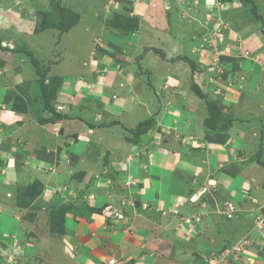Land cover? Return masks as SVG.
Instances as JSON below:
<instances>
[{"label": "crops", "instance_id": "0c3cea01", "mask_svg": "<svg viewBox=\"0 0 264 264\" xmlns=\"http://www.w3.org/2000/svg\"><path fill=\"white\" fill-rule=\"evenodd\" d=\"M50 1L0 0V264H209L252 232L255 218L248 223V215L264 207L255 206L259 198L236 165L239 128L259 121H242L236 110L259 116L264 108V54L254 63L242 56L236 68L228 52L236 50L230 43L244 49L259 32L252 25L245 29L254 36L239 33L228 16L239 9L237 0L220 9L210 2L216 15L195 0H119L138 29L120 45L93 39L96 51L79 65L82 72L55 73L66 59L60 43L50 59L40 52L49 27L41 8ZM66 1L68 12L84 18L95 0ZM179 1L188 8L183 18ZM215 16L228 31L221 24L209 29ZM254 23L264 28V17ZM27 52L51 68L46 89L64 118H55L40 89L33 97L40 77ZM216 99L228 103L210 121L208 103ZM22 103L27 109L19 112ZM229 110L238 117L226 121ZM147 120L151 127L138 133ZM240 177L246 186L236 184ZM225 200L240 209L232 219L223 215ZM37 202L45 210L71 207L62 229L42 233L49 220H33ZM193 213L200 223L179 229ZM256 235L251 250L230 264H264V240ZM158 240L170 253L156 251ZM53 252L63 259L53 260Z\"/></svg>", "mask_w": 264, "mask_h": 264}, {"label": "rangeland", "instance_id": "374dc122", "mask_svg": "<svg viewBox=\"0 0 264 264\" xmlns=\"http://www.w3.org/2000/svg\"><path fill=\"white\" fill-rule=\"evenodd\" d=\"M69 1V0H68ZM197 2V5H200L203 8L206 9H211L209 10V14H215L216 15V11H214L213 4H210V0H195ZM214 0H211V2H213ZM236 0H217V6L219 9L223 8V4H225L226 6L228 5L229 8L234 7V4ZM254 1V3L258 6H260V10L258 9V13H260V15L262 17H264V0H252ZM64 2V4H63ZM119 0H103L102 3H100L98 0L92 1L91 5L89 7V13H85L84 14V18L83 17H78L77 15H75L72 12H68L69 7H70V3L68 4L66 0H51L50 4H47L44 8V10L41 8V12L43 14V18L44 21L46 23L47 26L45 29L48 31L47 34L43 37V41L41 43V54L42 56H44L45 54V58L46 56L51 57V54H53V48L54 46H56L57 43H60L58 49L61 48L60 52L61 54H65L66 55V59L64 61V63L62 64V66L60 68H57L55 70V73L57 72H63L64 74H68L69 72H79L81 71L79 65L81 66V64L83 62L85 63H90V59L92 58V55L95 53L96 48H95V44L92 42V40L94 39L95 41L102 38V40L106 39V37L110 40V42H112V40H114L118 45H120L121 41L120 39L123 38L124 35L128 34V31L130 30V26H133L134 23L137 21L136 19L132 18L130 16L131 12L127 11V10H123L124 8H120L122 7L121 5H119ZM209 2V3H208ZM257 2L259 4H257ZM179 3H181V1H179ZM214 3V2H213ZM237 3H239L237 6V8H239L236 12H231L230 14H228V16L234 18L233 22L236 25V28L240 31L239 33L243 36H254L252 35V30L256 28V31H258V37L257 38H249L244 40V49L240 48L241 47V43L240 42H235L234 43H230V47L233 46L234 49H236L235 51L229 50L228 48V52L231 53L234 56V63H235V67H239L240 62L242 60V56L246 57V60L248 59V61L250 63H254V60L260 61L259 57L264 54V28H258L259 30H257V26L255 25L254 21H256L257 19H255L254 17H256L254 15V10L252 9V6L250 4L244 5L241 0H237ZM182 4V3H181ZM68 5V6H67ZM222 5V6H221ZM67 6V7H66ZM258 6V8H259ZM97 7V8H96ZM182 8L181 10V15L182 18L184 16H187V12H188V8H185L184 3L181 5ZM212 7V8H210ZM59 8H65L64 13H61L59 11ZM96 8V10L92 13L91 11L94 10ZM191 8V7H190ZM213 9V10H212ZM216 10V9H215ZM127 11V12H126ZM211 11V12H210ZM66 12V14H65ZM61 14L66 15V18H62ZM75 16H77L75 18ZM83 16V15H82ZM237 16H240L237 19ZM63 20H62V19ZM214 20H216V23H213L211 25V27L209 28L210 30L212 29V26L214 27L215 30L219 29V24H221V26L224 29H227V24L221 20V17L219 16H215L213 17ZM218 19L220 21H218ZM48 21V22H46ZM64 23V26H66V28L68 29L70 27L71 31H69V33H65L61 36H59L60 34V30L56 29V25H58L60 22ZM228 23V22H227ZM255 26L253 29H245V28H250L251 26ZM123 26V27H120ZM56 27V28H55ZM116 27H119L118 29ZM221 27V28H222ZM121 28V29H120ZM69 30V29H68ZM231 30V29H230ZM228 31V29H227ZM230 32V31H229ZM61 33H63L61 31ZM245 33V34H243ZM59 34V35H58ZM231 37L235 36L234 32L232 34H230ZM229 35V36H230ZM38 36V35H37ZM117 38H114V37ZM92 38V39H91ZM107 39V41H108ZM61 41V42H60ZM72 41H74L72 43ZM113 41V42H114ZM104 42V41H103ZM105 43V42H104ZM255 44V48L258 49V51L261 52H255V48L252 44ZM39 45V43H38ZM239 47V48H237ZM67 49V50H66ZM67 51V52H65ZM56 51H55V56H56ZM261 53V54H260ZM213 54H216V51L213 52ZM41 58H43L42 60H46L44 57H42L40 54H38ZM264 58V56L262 57ZM233 61V59L229 60V62ZM212 62L214 63H222V61L220 59L216 60H212ZM223 64H227V61H223ZM263 68L260 69L261 72L264 71V63H262ZM83 68V66H82ZM68 72V73H67ZM82 72V71H81ZM62 73V74H63ZM221 76L224 77L227 75V71L225 69L222 70ZM243 77L241 80L244 81L246 80V78ZM256 78V77H255ZM36 85L33 84L32 86V90H35ZM39 89L41 90V88H39V86H37V93L35 91H32V95L33 97H36V94H40ZM116 97V96H115ZM262 99H260V101H262L264 99V93L262 94ZM218 102V104H215L218 108H222L223 105H227L228 102H224L221 100H217L215 101V103ZM224 102V103H222ZM242 108V107H241ZM240 109H237L236 111L239 110L240 112V117L242 119V121H250L252 118L257 117L259 119V121L253 125H245V126H241L237 132V136H238V142H239V149L241 151V154L239 156V160L236 164L239 168V174L243 177H246V179H248V181H250L252 184V189H253V193L259 198V203H257L255 206H261L264 205V108H262L259 116H256V113H252V115L250 113L247 114V116L243 113L244 111ZM223 109V108H222ZM235 111L234 113H231L232 111H225V118L226 121L228 119H235L236 117L234 115L237 116L238 112ZM234 112V110H233ZM50 113V112H49ZM223 113V112H222ZM144 114V112H143ZM219 116V115H218ZM238 117V116H237ZM148 117H141V120L143 119H147ZM245 119V120H243ZM41 120L43 121L44 119L41 118ZM221 121V120H220ZM242 174H241V173ZM234 178H236L234 176ZM245 178H238L236 184L240 185V186H244L245 185ZM212 184H214L213 182H211ZM247 184V183H246ZM246 186V185H245ZM247 188V187H244ZM225 202H228L225 200ZM83 204L86 205V203L81 202ZM245 205L247 206H251L248 202L244 201ZM241 204V208H245V205ZM74 202L71 204L73 205ZM227 204V203H226ZM25 205V202H23V206ZM46 204H44V202H37V203H33L32 206L33 208V214L36 215L35 217H33V220L37 223L40 222V220H42L44 217L49 220V224L47 227H44L43 229V234L44 231H48V232H53L56 233V231L60 230L57 228H54L53 225H51L52 223H50L51 217L55 214H57V209L60 208V205H54V206H50L48 209H43ZM84 205V206H85ZM30 204H26V207H30ZM86 207V206H85ZM103 207V206H102ZM239 209V208H238ZM93 212L96 213H103L107 210V207L105 208H93L92 209ZM66 211L68 212H72V209L70 210V208H68ZM67 212V213H68ZM238 213H240V209L238 211ZM259 213V212H258ZM195 218V223H200V221H198V215L197 213H193L192 214ZM202 215V214H201ZM249 218H248V223H251L252 220L255 218V214H251L249 213ZM254 216V217H253ZM239 223V221H236L234 226H236V224ZM57 231V232H58ZM247 236H251V234H248ZM257 236V235H256ZM156 247L158 246L160 249H156V251H159L162 253L163 256L167 255L168 253H170V246L169 243H165L166 246H164L163 244H159V240L158 242H155ZM57 250V248H56ZM164 250V252H163ZM55 252H53V260H55V258H62V256L58 255L55 256ZM219 254V253H218ZM218 254H215L213 256V260H215L214 262H210L209 260V264H217L220 260V258L218 257ZM16 263L19 264L20 261H18V259L16 260ZM22 264V263H20Z\"/></svg>", "mask_w": 264, "mask_h": 264}, {"label": "trees", "instance_id": "16d2710c", "mask_svg": "<svg viewBox=\"0 0 264 264\" xmlns=\"http://www.w3.org/2000/svg\"><path fill=\"white\" fill-rule=\"evenodd\" d=\"M241 2L244 5L250 4L252 6V9L254 10V15L256 16V18L258 20H262V16L258 13V6L254 3V1H252V0H241ZM59 11L61 13H64L65 10L63 8H59ZM65 14H66V12H65ZM61 16H62V18H64V17L66 18V15L61 14ZM76 17L77 16H75V18ZM56 27L60 31H62L63 33L68 31V29H70V27L67 29L66 26H64L63 21L60 22L58 25H56ZM120 27H123V26H120ZM116 28L118 29L119 27H116ZM137 29H138V25H137V21H136L133 26H130V30L128 32L129 33L130 32H134ZM27 53L31 57V62L35 66L36 72H37V74L40 77V80H39L38 84L40 85V88H41V91L43 92V95L45 96L47 108L51 110V112L54 114L55 118L56 117L57 118H64L62 115H59L58 113L56 114L55 109L51 105L50 96H49V93H48V91L46 89V82H47V79H48V76H49L51 68L49 67V65L48 66H42L40 61L33 54H31L30 52H27ZM195 70H196L195 68L192 69V73L193 74H195ZM192 87H193L194 92L200 98L207 100V97L204 94V92L196 84H193ZM18 100L22 101L20 98H18ZM215 104L216 103H208V106H209L208 108H209V111H210V114H211L210 121L213 120V119H218V118L221 117V109L218 108ZM17 109H18L19 112H24L27 108H26V105L24 103H22L21 105H19L18 108H16V110ZM151 125H152V120L144 121L143 123H141L138 126L137 132L139 133V132H142V131H147L151 127ZM35 195H37V194L30 193L31 197H34ZM68 208H70V210H71V207H69V206H66V205L61 206L60 208L57 209V212H58L57 214H55V215L51 214L52 217H51L50 223H52L51 225H53L54 228H57V229H62L63 228V224H64V221H65V216H66V214L68 212L66 210Z\"/></svg>", "mask_w": 264, "mask_h": 264}, {"label": "built area", "instance_id": "2783aa9c", "mask_svg": "<svg viewBox=\"0 0 264 264\" xmlns=\"http://www.w3.org/2000/svg\"><path fill=\"white\" fill-rule=\"evenodd\" d=\"M115 98V96H114ZM237 208L233 203H228L227 207L225 208L224 214L228 219L233 218V215L236 213ZM200 216H198V221L200 220ZM195 222V218L192 217L189 220H183L180 225L179 229L188 230L192 226V223ZM255 230L259 232L260 234L263 233L264 229V216L259 215L256 220L254 221ZM254 242V238L252 236H245L235 242L234 244L226 247L224 250H222L217 258H220L221 261H219L217 264H230V262L234 259H238L239 257H242L248 251L251 249ZM215 260L211 259L210 262H214ZM115 263V260L111 261V264Z\"/></svg>", "mask_w": 264, "mask_h": 264}, {"label": "clouds", "instance_id": "9594fccd", "mask_svg": "<svg viewBox=\"0 0 264 264\" xmlns=\"http://www.w3.org/2000/svg\"><path fill=\"white\" fill-rule=\"evenodd\" d=\"M228 203H233V202H228ZM228 203L224 206V211H225V208L227 207V205H228ZM234 204V203H233ZM235 205V204H234ZM235 207L237 208V206L235 205ZM264 208V207H263ZM224 211H223V215H225L224 214ZM238 212V208H237V211H236V213ZM235 213V214H236ZM235 214L233 215V217L235 216ZM259 215H263L264 216V214L262 213V208L259 210V214L255 217V220H256V218L259 216ZM226 217V216H225ZM227 218V217H226ZM228 219V218H227ZM232 219V218H231ZM254 220V221H255ZM200 221V220H199ZM255 226L253 225V229H252V232H250L249 234H251V236L254 238L255 237V235L257 234V237H259V238H262L263 240H264V229H263V233L262 234H260L259 232H257L255 229ZM247 236V235H246ZM245 237V236H244ZM243 238V237H242ZM241 239V238H240ZM253 244H254V242H253ZM253 246V245H252ZM252 248V247H251ZM251 250V249H250ZM113 264H115V263H113Z\"/></svg>", "mask_w": 264, "mask_h": 264}, {"label": "water", "instance_id": "95a60500", "mask_svg": "<svg viewBox=\"0 0 264 264\" xmlns=\"http://www.w3.org/2000/svg\"><path fill=\"white\" fill-rule=\"evenodd\" d=\"M262 213L264 214V208H262Z\"/></svg>", "mask_w": 264, "mask_h": 264}, {"label": "snow or ice", "instance_id": "6c2138e0", "mask_svg": "<svg viewBox=\"0 0 264 264\" xmlns=\"http://www.w3.org/2000/svg\"><path fill=\"white\" fill-rule=\"evenodd\" d=\"M210 2H211V0H210Z\"/></svg>", "mask_w": 264, "mask_h": 264}]
</instances>
